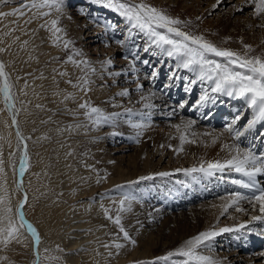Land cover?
I'll return each instance as SVG.
<instances>
[{
	"label": "bare ground",
	"instance_id": "6f19581e",
	"mask_svg": "<svg viewBox=\"0 0 264 264\" xmlns=\"http://www.w3.org/2000/svg\"><path fill=\"white\" fill-rule=\"evenodd\" d=\"M25 1L28 0H9L8 3L0 5V12H11L13 9L21 8V3ZM35 1L37 4H40L42 2V0ZM66 2L64 1V5L66 4ZM80 3L84 5H80ZM78 4L77 9H82V11L80 12H83L85 10L88 11L90 9L92 11L98 10L101 14H106V16H109L108 12L111 13V11H108V8L105 10V8H100L99 6H97V4L91 3L89 1H80L78 2ZM248 5L249 4L246 0H242L240 1L238 8L240 9ZM89 6H91V8ZM62 7L57 11L55 7H50L49 9L51 11L49 13L44 11V9H42L43 7H33V10L23 8L21 10L25 13L24 16H26L23 21H21V24L23 25L18 23L21 17L19 13L0 17L1 24L5 26V28H2L0 32V48L5 49V51L0 52V62H3V64L5 65L4 70L8 76L9 83L11 84L10 91L12 94V108L9 109L11 112V116H8V114L2 112L3 105H1L0 102V152H2L3 155V171H0V196L5 197V203L13 209L10 215L13 216L14 221L17 223V225L19 224V220L15 214V208L19 205L20 201H22V197L20 198L19 191L23 190L25 193L31 192L30 188H26V186L24 185V182L26 181V173H37V166L39 167L41 165V161H39V159H37V156H35V148L33 147L34 149H32V142L36 139L35 137H37L36 134H38V132L36 131L37 133H34V129L30 130V127L33 128L34 119L32 117V119L29 120L28 114L31 107L30 101L32 100L31 94L34 93L33 91L39 92V98L41 99L42 103V107L39 110V120L42 119L44 120V122L53 121V126L55 125V127L57 123L64 122V120H69V122H71L70 124L60 123V127L58 128L57 125L56 130L58 131L59 129V132L56 134H53L52 132V138L57 136L61 144L59 148L57 147L58 152L56 153L58 159V172H56L55 174L47 175L49 178L48 181L51 185L56 186L55 182H59L57 187L59 193L58 195L60 196V199L67 200L69 204L64 205V203L54 200L49 204L41 203L34 207L32 211H29V207L32 204V198H30V201L27 205L25 219L36 228L39 236L43 238V242H45V244L43 245L40 241L38 250H43L46 245L48 246L52 243L60 244L64 241H67L68 243L64 244L63 248L65 250L68 246L70 249L63 253L64 259L68 264H125L128 262L125 260L128 257L132 262L144 259L152 255L153 248L157 246L164 247L169 244H173L182 248L189 238L196 236L200 232L215 231L218 234L212 238L211 242L216 239H224L226 241V236L232 234L239 226H246V224H249L248 226H246L249 227L251 224H254L256 222L260 223L261 219H252V217L254 216H264V214L260 213L258 210L259 205L257 204L256 208L253 209L252 204H250L248 201L242 200L238 205L229 207L231 210H227V214L229 216L227 223L225 221H221L216 228H213L211 223L214 221V219H217L216 215L219 213H224L225 205L229 204L230 202V196L228 195L221 197V199H218L213 205V211H210V213L208 214L205 212V209H203L202 207L199 208L198 212H200V215L203 219L205 218L203 225L187 222V226L188 224H192L189 227L190 229H180L178 235L170 240L162 238L161 234H159L158 236H152V234L148 232L149 230L146 231L144 229L143 224L151 222L150 220L155 218V216L158 214L148 212L150 213V215L148 214V218L145 219L143 218L145 215L142 211L137 212V210L144 208L145 206L143 205H145L146 203V205H148V202L144 203L143 200L145 199L140 196L139 191L145 192L143 193V195L148 197L149 194L151 192H154L153 190H155V188L150 187H152L153 184H156L159 179H163V181L165 180L164 177L166 175L164 176L160 174L169 172L167 170L159 171V168L163 166V162L167 165L170 163L169 166H171L172 162H175V160H177L175 157H177V154H179L180 152L181 156L185 157L186 164L182 165L181 167H175L173 165L171 167L172 169L170 170L172 171L171 175L175 177L178 176L177 178H184L187 175L193 174V172L184 171L185 169H191L194 167L199 168L202 164L207 167V162L209 161H223L229 158L230 154H235L237 146H239L240 149H246L247 147L243 145H248L250 146L249 148L252 149L256 147L257 152L264 151V135H262V133H264V121H257L252 129L245 130L247 122L254 118L255 110L249 108L243 98L229 97L224 93H214L216 94L214 97L209 96L208 98H206L207 95L204 94L205 91L203 86L199 85L200 88H203L200 96H203L204 100H201L202 103L200 102V104L198 105L199 111L197 115L202 114V111H204L205 109L207 110L210 108H214L212 111H209L207 115H213L212 117L215 118L218 114H220L218 113L220 111L221 113L225 112L226 116L232 114L231 118L233 119L228 121L232 123V121L237 116L240 117L241 114L240 119L236 122L240 126L241 121L247 119L245 126L241 128L239 126H237L236 128L235 126H233V132L231 133L225 131V129H219L216 130L212 135L208 136L207 133L212 129L203 131L200 129L197 132L195 128H192L194 126L192 124L187 128V133L189 136H193L195 142H185L183 143V145H181L180 142L181 134L179 135L178 132H176V137L167 138H163V133L159 131L151 133L147 132V134H145L144 136V139L142 137L137 138L135 134L136 139H133V141L136 143L133 142L134 144L132 145L130 144L131 141H129V144H126L127 142H124L120 147V150L126 152L132 151L131 154L126 155L125 165L123 166L111 164V158L107 153L104 152V144L106 142L112 143V141H116L115 139H117L118 137L120 138L119 135L122 136V134H119L117 130L111 128V126L113 124H116L120 127L125 124L124 122H117L116 118L114 117L106 123L101 122L97 125L94 124L93 121L85 119L82 120V118H79L78 116L72 118V116L62 117L56 116V114H54L55 111H57L56 109H60V112H63V114L70 111L68 108L63 106L62 104L64 103H61V101L59 100L60 98H62L61 92H58L56 94L50 93L51 91L56 89L57 84H59L60 82V80H57V78L62 79L63 76H61V74L60 76H57L59 70H56L57 65L53 63V61L56 59L54 58L53 53L54 48H49V45L55 42L54 40H56L58 36H61L62 38H60V41L63 40L61 41V43L64 42L65 38H67L69 42H71L74 38L76 39L75 43L79 44L84 49V47L86 48L85 44L87 42L90 43L93 35H96L95 32L94 34L90 33L92 29H87L89 24L87 25L82 17H77L78 15H71L67 12V10H69L68 8L65 9ZM28 11L31 12L28 13ZM209 12L210 10H207V13ZM42 13L48 14L42 15ZM79 15L86 16V14L83 13H79ZM45 16L51 19L50 23L52 20H57V28L60 29L59 32H56L55 30L52 32H48L43 28L46 24L45 21L42 20V18ZM118 16L121 18V25L127 22L126 18L121 17L119 14ZM30 19L31 22L26 23V21H29ZM242 22L244 23V21ZM50 23H48V26ZM243 23L241 24L243 25ZM8 29H11L9 33L7 32ZM135 32L140 33L138 29H134V33ZM86 51L89 50L86 49ZM111 56H113V54ZM85 59L87 60L88 64L85 65L86 67L84 68L83 75L85 76V79L87 81H90V83L98 78L103 77L104 74L107 77H113L114 73L122 72L123 70L127 69V67L129 69V72H131V64H128L126 66L125 63H122L123 66L121 68L109 72L107 71V62H103V60L100 61L96 57L89 55V53L86 55ZM109 73H112V75H110ZM139 74L137 71L136 73H132L133 77H130V75H115L113 79L108 80L109 82H112L113 87H117V89L111 91L110 96H103L106 94L105 90H102L98 94L94 95L93 98L96 99V107L100 108L103 111L104 115L113 113H126V109H131V114L150 113V115H147L150 119L152 115L151 113H154V111H156L155 113L157 115L163 116L164 113L163 111H161L158 105H161V107L163 106L165 108L168 107L167 104L165 106L161 103V100H164L165 97H161L159 100L157 94L154 91H152L150 88L147 89L148 87L145 88L143 84L144 82H147V80L143 77V74ZM193 75L196 76V82L194 83V86L199 87L198 83L201 80H197V74L193 73ZM132 79L136 80V85L133 87L134 89L137 88V84H141V82L143 83L141 84L143 85V88H145L142 89L143 92H138V95H135L133 98H131L130 96H124L129 101H127V105L121 104L119 103V101L115 102L114 100L116 99H112L114 97V94L117 95V93L123 91L124 89L131 88V86L124 88L118 87L115 82L118 83L120 81L123 84H128V81ZM203 81L206 82L205 86H209L210 92L213 93L211 91V88L214 85H212L209 81ZM2 82L3 78L0 80V83ZM176 84L177 82L174 83V85ZM192 84L193 83H191V85ZM190 86L188 87L189 89ZM15 97L18 101L17 104L19 103V101H21L22 103L21 115H17L16 117L17 125L15 126V129L16 131L19 130L21 135L25 138L23 142L18 141L17 133L15 132L14 126L12 124L13 114L15 113V111L19 112L17 104L15 102ZM142 97L144 99H142ZM120 98L121 96L117 95V100H120ZM131 102H137L139 103V105L137 107H133ZM237 103L241 104L239 110H237V108H235L234 106V104ZM146 105H154V107H146ZM246 106L247 109L245 108ZM157 108H159L160 110H157ZM24 114L25 116H23ZM212 117L211 120H209L210 123H208V125L212 124ZM223 117H225V115ZM204 120L205 118L202 120L199 118V122L203 123ZM189 121L193 120L179 117L177 122H161L163 125H167V127H170L169 125L172 126L173 124L181 125L179 131L184 133L185 125H188ZM21 124L24 129L22 128ZM227 125L229 124L227 123ZM227 125H225V128ZM204 128H206V126ZM49 130L51 129L49 128ZM236 131L242 133V135H240L238 139L234 138ZM139 135H141V133H139ZM130 136L133 137L134 135H129V137ZM59 138H61V140ZM124 138L127 139V137ZM18 143L20 145L19 148L17 147ZM84 143H88V146L90 148L85 156L83 154L78 155L77 151H73L72 153L68 154L69 156L67 158H65V155L67 154V152L63 150L65 144H68V146L79 147L83 146ZM24 144L27 145V166L22 178V187H18L17 182L20 179V176L19 178L17 177V174L19 173V159L21 153L24 154ZM169 145H171L172 147L170 148ZM167 148L169 149L167 150ZM174 149L182 150L176 151ZM10 153H12L13 155L10 156ZM30 153H32V165L29 171L28 163H30V160H28V157ZM72 158L74 159V161L77 160L79 164L83 163L82 167L74 169L72 167L74 165V161ZM95 159L98 161V164H103L105 169L104 171H98V164L93 163L96 161ZM153 159H156V161H153ZM161 159L162 161L159 162ZM198 172L199 171L194 173L198 174ZM200 173H203L202 175H204V177L205 174H207L204 172ZM141 177H144L145 179H140ZM14 179H16V182H14ZM256 179L258 183L262 187H264V174H258ZM100 183H103L104 189H100ZM145 189L148 191L146 192ZM119 190L125 192L127 194V198L123 197L121 201L123 202V204L120 202L121 207L118 208L117 212L121 213L124 218L135 216V218H133L132 220L134 221V224L130 225V228H127V226H124V228L129 234L137 232L138 237L143 239L136 249L129 252L127 242L123 241L122 239H120L119 241L108 240V238L104 236L105 233L101 230V223L96 222L97 220L92 218L95 213L100 211V208L102 206H106L112 201V199L106 197L103 200L99 201L100 198L104 196H112ZM232 190V192L240 191L244 194H250L249 190L241 189L238 185L235 184H233ZM94 198H98V201H96L95 205H92L88 201H93ZM137 198H139V201H136ZM175 204L178 203L172 202L171 206L173 207V205ZM69 205L72 206L70 207ZM0 207H3V205H0ZM237 207L244 209V211H237ZM123 217L121 219H123ZM262 219L264 221V218ZM127 222L130 221L127 220ZM190 222L195 221L191 220ZM169 223L170 222H168V220H165L163 222V225L167 226ZM132 227L134 229H132ZM176 227L181 226L177 225ZM24 228L25 230L21 228L19 229L17 238L28 251H31V248L34 244V239L28 232L26 225ZM224 228H228L231 230L221 232L220 229ZM68 229L73 235V237L71 236L72 238L63 236L62 232H66V230ZM76 229H80L82 231L77 232L79 230L76 231ZM176 237L177 241L173 242ZM259 239L260 236L255 235V237L252 238V244H257V242H259ZM116 244H123L124 246L121 248H117L115 246ZM105 245H108V247H105ZM206 248L200 246L196 248L195 251L199 255L211 257L212 260L216 262V264H234L235 262H240V260L244 259L241 256L237 257V254L234 252L235 250L232 248L229 249L230 251L227 252L228 254H220L214 252L210 253L207 250H203ZM90 249L92 250V252L90 251ZM263 250L264 249H260V251ZM261 256L262 254L246 258L248 260L244 259V261H246L247 264H264L263 259V262L255 261L259 260ZM187 259L188 258L186 257V260ZM175 261L178 260L176 259ZM191 262L192 264H201V262L195 260Z\"/></svg>",
	"mask_w": 264,
	"mask_h": 264
},
{
	"label": "rangeland",
	"instance_id": "374dc122",
	"mask_svg": "<svg viewBox=\"0 0 264 264\" xmlns=\"http://www.w3.org/2000/svg\"><path fill=\"white\" fill-rule=\"evenodd\" d=\"M64 1L65 2L67 1L65 5H64ZM80 1H89L91 3H95L100 8H105V10L108 8L105 4L97 3L96 0H61V5H63V7L62 6L61 7L65 9L68 8L70 11L67 10V12L70 13L71 15L74 16L78 15L77 17H82L83 20L87 23V25L89 24L87 29L88 30L92 29L90 33L94 34L95 32L97 36L93 35L92 39L90 40V43L87 42L85 44L86 48L84 47V49L79 44L75 43L76 39L74 38L72 39L71 42H69L68 39L65 38L64 42L61 43V41H63V40L60 41V38H62L61 36H58L56 40H54L55 42L49 45V48L50 47L54 48L53 53H54V58L56 59L53 61V63L57 65L56 70L57 71L59 70L57 76H60V74L61 76H63L62 79L57 78V80H60V82L59 84H57L56 89L51 91L50 93L56 94L58 92H61L62 98H60L59 100L61 101V103H64L62 105L68 108L70 111L68 113L63 114V112H60V109H56L57 111H55L54 114H56V116H62V117L72 116V118L78 116L79 118H82V120L85 119V120L94 121L95 114H92L91 119L89 118V116L85 115L86 112H90L91 107H96V99L93 98V96L98 94L102 90H105L106 92V94L103 95L104 97L110 96V92L116 90L117 87L114 88L113 83L108 81L114 78L115 76L114 74L113 77L111 76L107 77L104 74L103 77L94 80L92 83H87V84L81 83L82 81H86L85 76L83 75L84 68L86 67L85 65L88 64L87 60L85 59L86 55L89 53V55L96 57L100 61L103 60V62H107L106 60H109L110 58L112 64L110 67L108 65L107 71L112 72L115 69L121 68L123 66L122 63H125L126 66L128 64L129 65L131 64L133 57L129 53L131 50H134L136 46H139L138 54L140 56L141 61L143 60L149 61V65H144L142 62H137L135 65V67L138 69V74L139 73L143 74V77L146 78L147 80V82H144V84L141 82V84H143L145 88L148 87L147 89L150 88L152 91H154L157 94L159 100L161 97H165L164 100H161V103L165 106L166 104L168 105L167 108L158 105V107H160L161 111H163L164 114L163 116L162 115L159 116L155 113L156 111H154V113H151L152 114L151 119L149 118V116H147L146 118V116L142 115V113L140 114L121 113L122 115L119 118H116L117 122L122 121L125 124H123L120 127L119 125L113 124L112 125L113 127L111 126V128L117 130V132L119 134H122V136L119 135L120 138L118 137L117 138L118 140L115 139L116 141L114 142L112 141V143L106 142L104 144V148H105L104 152L107 153L111 158V164L123 165V166L125 165L126 155L131 154L132 151L126 152L120 150V147L124 142H127L126 144H129V141H131L130 144L132 145L136 143L133 141V139H136L135 134L137 138L142 137L144 139V136L145 134H147V132L151 133V132L159 131L163 133V138L176 137L177 136L176 132H178L179 135L183 133L181 131H178L176 128H174L175 127L174 124L172 126L169 125L170 127H167V125H163L161 121H168L170 123L177 122L179 117H184L185 119H191L195 122L192 128H195L197 132L200 129L202 131L212 129L210 132L207 133L208 136L212 135L216 130L225 129V125H227V123L231 124L228 121L233 119L231 118L232 114L231 115L228 114L229 116L225 115V117H223V122H224L223 125L220 124L208 125L207 121L203 123L199 122V118L202 120L205 117L203 113H202L203 115L202 114L197 115L199 111L198 105L200 104V102L202 103L201 97L203 96H200L202 89L204 88L205 91L204 94L207 95L206 98H208L209 96L214 97L216 95L210 92L209 86H205L206 82L202 80L199 81L198 86L202 85L203 88H200V86L195 87L194 83L191 85L192 81L194 80L196 81V76L193 75V72L184 68L177 69L176 61L173 58H169L163 55H155L153 54V52L156 51L155 49H152L149 52H144L143 49L147 43L146 37L142 33H137V32L134 33V30L129 31L131 25L128 24L127 22L121 25L122 21L121 18L118 16L119 13H117L114 9L108 8V11H111V13L108 12L109 16H106V14H101L100 11L98 10L92 11L89 9L88 11L85 10L83 12H80L82 11V9L81 8L77 9V6L79 5L78 2ZM240 1L242 0H222L219 6L214 8L213 6L217 4V0H142L143 3L156 7L157 9L163 11L169 17L174 19H179L180 21L184 22L183 24L180 25L183 31L195 35H202L207 41H210L211 43L217 45L220 48H228L237 53H240L241 55L245 53H248L251 56L264 55V27L258 26L264 24V13L260 14V16L255 15V4L250 3L249 0H246L249 5L246 7H242L243 8L242 11H238L239 9L238 6L240 4ZM25 2L27 3L30 2L29 4H31V2L33 1L28 0ZM120 2H125V0H120ZM134 2L140 3L141 0H134ZM81 4L82 3H80V5ZM89 7L91 8V6ZM49 8L50 7H43L42 9H44V11L49 13L51 11ZM27 9L33 10V7H28ZM207 10H210V12L207 13ZM29 12L31 11H28V13ZM79 13L86 14V16L79 15ZM25 17L26 16L22 15L20 17L19 22L18 21L17 22L21 24V21H23ZM46 17L47 16L42 18V20H44L46 24L43 28L48 32L49 31L52 32L55 29L52 27L50 23L51 19L49 17L47 18ZM198 17L199 19H197ZM242 21H244L245 24ZM48 23H50L49 26ZM241 23H243V25ZM2 28H5V26L1 24V20H0V32ZM55 28H57V24ZM10 31L11 29H8L7 32L9 33ZM120 40H124L125 45L122 46L121 44H119L118 41ZM244 45H250L252 51L249 53L248 50L244 48ZM86 49L89 50L90 52L86 51ZM112 54L113 56H111ZM69 57H71V59H69ZM154 69L158 70V75L155 79H152L151 72ZM173 73H175L174 76ZM127 75L133 77L131 72H129ZM69 81H71V83H69ZM103 81H105L106 83ZM128 82H129L128 84H123L122 82L119 81L118 83L115 82V84L118 85V87H122V88L131 86L130 88L131 91L130 94L128 95L131 98H133L135 95H138V92H143V90L141 89L139 90L137 88L135 89L133 88L136 85V80L132 79ZM175 82H177L176 84L177 87L176 85H174ZM189 86L190 89L188 88ZM82 88L90 89V91L82 90ZM33 92L34 93L31 94V99H32L30 101L31 107L29 109L28 114H29V120H31L32 117L34 119L33 128L30 127V130L34 129V133L36 131L38 132V134H36L37 137H35L36 139L34 138L35 140L32 142L33 144L32 149L35 148L34 149L35 156H37V159L41 161V165L39 167L37 166V170H36L37 173L31 171L32 172L31 174L27 172L28 174L26 173L25 176L26 181L24 182V185L26 186V188L29 187L31 190V192H29L30 194L26 192L28 199L23 209L25 215L30 198H32V204L29 207V211L30 210L32 211L34 207H36L41 203L49 204L54 200H56L57 202L64 203V205L69 204L67 200L60 199V196L58 195L59 193L57 187L59 182L57 181L55 182L56 186L51 185L48 181L49 178L47 175L55 174L56 172H58L57 171L58 159L56 153L58 152V148L60 147L61 144L58 140V137L57 136L53 137L54 138L53 139L52 135L59 132V129L58 131H56L57 125L59 128L60 127L59 125H61L60 123L70 124L71 122H69V120H64V122L57 123L55 127V125L53 126V121H49V122L47 121L48 122L47 123L44 122V120L42 119L39 120L40 118L39 110L42 107V103H41V99L39 98V94H38L39 92H35V91ZM113 96L116 99L114 100L115 102L119 101V103L124 105H127V103L129 102L127 98L124 96H121L120 100H117V95L114 94ZM85 101L88 102L90 107L86 109L79 108L78 105L84 103ZM0 102L1 105H3L2 112L8 114V116H11V112L8 106L4 102L2 93H0ZM15 102L16 104L18 102L16 97H15ZM131 104L133 107L135 106L137 107L139 105V103L137 102H133V103L131 102ZM181 104L184 105L183 108L180 107ZM21 106L22 103L21 101H19V103L17 104L19 112L15 111V113L13 114L16 117L17 115H21ZM234 106L235 108H240L241 104L237 103L234 104ZM245 108L247 109V106ZM160 109L157 108V110ZM173 109H175V114L173 116L169 117L168 115H166ZM180 109H183L185 111ZM213 109L214 108H210L207 110L205 109L204 112L208 114V112L212 111ZM23 116H25V114ZM217 117L218 115L215 118ZM246 122L247 119L241 121L240 126L237 122L233 126H235V128L237 126L241 128L245 126ZM135 124H142L145 126L138 129L136 127H133V125ZM49 125L52 127H50ZM123 126L126 127L124 128ZM205 126L206 128L207 127L208 128L207 129L204 128ZM22 128L24 129L23 126ZM49 128L51 130H49ZM135 132L141 133V135H137L138 133ZM129 135H134V136L133 137L130 136L132 138L131 139ZM207 135H202V136H207ZM124 137H127V139H125ZM59 139L61 140V138ZM185 139H186L185 140L186 143L188 142V140L194 141L193 136H189L188 133L186 134ZM168 149L169 148H167V150ZM63 150L67 152V154L65 155V158H67L69 156L68 154L72 153L73 151H77L78 155L83 154L85 156L87 151L90 150V148L88 146V143H84L83 146H79V147L68 146V144H65ZM2 157L3 155L0 156V158ZM175 158L177 160H175V162H172L171 166H169L170 163L167 165L164 162L162 164L163 166L161 167L159 166L160 167L159 171L167 170L169 173H167L166 176L164 175L165 176L164 181L163 179H159L156 182V184L153 185L151 184L152 187L150 188H155V190H153L154 192H151L149 196L147 195L148 197H146L143 195V193L145 192L138 190L140 196L145 199L143 200L144 203L148 202V205H146L147 204L146 203L145 205H143L145 207L137 210V212L142 211L143 214L145 215L143 218L145 219L148 218L150 213L158 214L155 216V218L150 220L151 222L143 224L144 229L146 231L149 230L148 232L152 234V236H158L159 234H161V237L166 240H170L175 236H177L179 230L182 228H183L182 230L185 229L189 230L190 229L189 227L192 224L191 225L188 224L187 226L186 225L187 222L203 225L205 218L203 219L202 216L200 215V212H198L199 208L202 207L203 209H205V212L207 214L210 213V211H213V205L214 203H216L218 199H221V197L223 196H228L229 194L227 193H232L231 186H233V183L231 181L233 179L241 178L239 174L234 172L230 174L225 173L223 174V177L222 174L220 173H217L215 175H208V176L207 174H205L204 177V175H202L203 173L201 174L200 172H198V174H195L193 172V174L187 175L184 178L181 177L177 178L178 176L175 177L171 175L172 174V171L170 170L172 169L171 167L173 165L175 167H181L186 163H185V157L181 156L180 152L179 154H177V157ZM156 159L155 160L153 159V161H156ZM28 160H30V163H28V170L30 171L32 165V153L29 154ZM161 161L162 159L159 162ZM73 163L74 165L72 167L74 169L78 167H82L83 165V163L79 164L77 160L74 161ZM93 163L98 164V161L96 160ZM98 169H99L98 171L100 172L105 170L102 163L98 164ZM14 182H16V179H14ZM99 187L100 189H104L103 183H100ZM147 191L148 190H146V192ZM19 195L21 198L23 196V193L19 191ZM126 196L127 194L125 192L119 190L117 191V193H115L112 196H104L100 198L99 201L103 200L105 197L112 199V201L106 206H102L100 208V211L95 213V215L92 218L96 219L97 220L96 222L101 223L102 225L101 230L102 232L105 233L104 236L107 237L108 240L119 241L120 239H122L123 241L127 242L129 248L128 252H129L136 249L143 239L138 237L137 232H133L131 234L128 233L131 239H125L123 237V232L121 231V228H123L124 230H125L124 226L130 228V225L134 224V221L132 220L133 218H135V216L130 218H124L121 213L117 212L118 208L121 207L120 202L122 201L123 197L127 198ZM138 199L139 198H137L136 201H139ZM96 201H98V198H94L93 201H88V202H90V204L92 205H95ZM172 202L178 204H175L172 207L171 206ZM69 206L71 207L72 205ZM228 210L231 209L228 208ZM117 216H119L120 219L123 217V219H121L120 225H117L115 223ZM216 216L217 219H214V221L211 223L213 228H216L221 221H225L226 223L228 222L229 216L227 212L219 213ZM127 220L130 222H127ZM165 220H168V222H170L167 226L163 225V222ZM191 220H194L195 222H190ZM177 225L181 227H176ZM248 225L249 224H246V226ZM246 226L241 225L238 228H236L232 234L226 236L227 237L226 241L224 239H223L224 241L220 239H216L210 242L211 244L210 247L208 248L205 247L206 249L203 250H207L210 253L214 252L220 254L229 252L230 251L229 249L232 248L234 245L241 244L244 242L241 237V235L244 234V232L246 233V231L248 232L253 229H255V231L259 230L257 222L251 224L249 226L250 228ZM24 227L21 229L25 230ZM134 228L132 227V229ZM76 231L81 232L82 230L76 229ZM62 233L63 236L67 238L73 237L69 229L66 230V232L63 231ZM234 236L236 237V239ZM245 237L246 235H244V238ZM131 240H135L136 243L133 244ZM234 240H236L237 244L234 242ZM40 241L42 242L43 245L45 244V242H43L44 239L41 237H40ZM175 241H177V237L174 239L173 242ZM233 242L235 244H233ZM67 243H68L67 241H64L63 243L60 244L52 243L48 246L46 245L45 246L46 248L44 247L43 250H37L33 244L31 251H28L24 247V245L21 244L18 238L12 240L10 243L7 244V246H5L3 243H0V257H7L6 260H0V264H33V261L37 260V258L39 264H68L67 261L64 259V253H63L70 249L66 245L67 248L64 250L63 245ZM228 244H230L231 246ZM180 248L181 247L173 244H169L164 247L157 246L153 248L152 255L144 259H140L132 262L128 257L125 259L126 261H128L125 264H146V262H154V264H185L186 257L178 256V255H173L164 260L157 259L158 257L167 256L169 252L175 253ZM232 249L235 250L234 252L237 254V257L241 256L245 260H248L246 258H250L261 254L262 256L260 257V259L255 261L263 262L264 260V250L260 251L259 248L257 250L255 249L242 250V249H238V246H234ZM37 251H38V257H37ZM90 251L92 252L91 249ZM176 259L178 261H175ZM244 259L240 260V262H235L234 264H247L246 261H244ZM190 264H192V262H190Z\"/></svg>",
	"mask_w": 264,
	"mask_h": 264
},
{
	"label": "snow or ice",
	"instance_id": "6c2138e0",
	"mask_svg": "<svg viewBox=\"0 0 264 264\" xmlns=\"http://www.w3.org/2000/svg\"><path fill=\"white\" fill-rule=\"evenodd\" d=\"M9 0H0V5L8 3ZM99 4H105L108 8L114 9L120 16L126 18L127 22L131 25L129 31L138 29L147 40V43L143 49L144 52H149L152 49L156 51L153 52L155 55H163L169 58H173L176 61L177 69L184 68L188 69L194 74H197V80H206L214 85L211 88L213 93H224L229 97L243 98L247 106L255 110V116L253 119L247 122L245 130L252 129L257 121H264V55L251 56L248 53L241 55L228 48H220L217 45L207 41L202 35H195L189 32L183 31L180 27L184 22L179 19H174L166 15L163 11L143 3H135L134 0H125V2H120V0H96ZM222 0H217V4L213 7H218ZM250 3L255 4V15L260 16L264 13V0H249ZM61 0H42L40 4L35 3V0L31 4L27 2L21 3V8L13 9L11 12H0V17H4L10 14L19 13L21 16L25 13L21 10L28 7H55L56 10L61 8ZM238 11H242L238 9ZM48 13H42V15H47ZM199 19V17L197 18ZM26 21V23H30ZM57 20H52L51 25L56 32L60 29L55 28ZM44 26V25H42ZM259 27H264V24L258 25ZM122 46L125 45L124 40L118 41ZM244 48L250 53L252 48L250 45H244ZM5 51V49L0 48V52ZM139 46H136L134 50L130 51V55L133 57L131 61V72L136 73L138 69L135 67L137 62H142L144 65H149L148 60L141 61L138 54ZM220 58V59H216ZM71 59V57H69ZM107 64L111 66L112 61L109 58ZM5 65L0 62V78H3V82L0 83V93L3 94L4 102L9 109L12 108V94H11V84L7 74L5 73ZM129 69H125L122 72L114 73V75H127ZM112 75V73H109ZM158 75V70L154 69L151 72V78L155 79ZM175 73H173V76ZM138 78V77H137ZM171 78V77H170ZM192 81L191 83H195ZM71 83V81H69ZM82 84L90 83V81H82ZM79 86V85H78ZM137 89H143V85L137 84ZM82 90H88L82 88ZM130 89H124L123 91L117 93L120 96H128L130 94ZM112 99H115L113 97ZM142 99H144L142 97ZM204 100V97H201ZM199 103V102H198ZM79 108L86 109L89 108L87 101L78 105ZM146 107H154V105H146ZM181 108L184 107L183 104L180 105ZM126 113L131 114V109H126ZM92 114H95L94 124H100L101 122H108L109 120L119 118L121 113H113L109 115H104L103 111L98 107H91L90 112H86L85 115L89 116L91 119ZM175 114V109L170 111L167 115L169 117ZM142 115H150V113H144ZM240 117L237 116L231 124L227 125L225 131L233 132V125L239 120ZM194 121H189L188 125H185V132L180 135L181 145L185 143V137L187 134V128L194 124ZM12 124L17 125L16 116H12ZM145 125L135 124L133 127L142 128ZM176 129L179 131L181 125H175ZM139 135V133L137 134ZM242 135L241 132L236 131V139ZM264 135V133H262ZM18 141L23 142L24 137L21 135L19 130H17ZM195 142V141H188ZM19 143L17 147L19 148ZM171 148L172 146L169 145ZM27 145L24 144V154L20 157L19 164V176L20 179L17 182L18 187H22V178L26 170L27 161ZM180 151L182 149H174ZM13 155L12 153L9 154ZM2 156V152H0ZM3 160L0 158V171L2 168ZM186 172H204L208 175H215L217 173H237L240 174L242 178L233 179L231 182L238 185L241 189L249 190L250 194H244L240 191H235L229 194L230 202L225 205L224 211L227 212L228 208L233 205H238L240 201H248L252 204L253 209L259 205V212L264 214V187H262L256 177L258 174H264V151L256 152L252 148L240 149L239 146L236 147L235 154H230V157L221 161H209L207 162V167L203 164L199 168L185 169ZM160 175H167V173H161ZM140 179H145L141 177ZM121 187V186H117ZM27 193L24 194V199L20 201L19 205L15 208V214L18 217L19 224L14 221L13 216L10 215L13 209L5 203V197L0 196V243L7 246L12 240L17 238L19 234V229L23 228L25 225L28 232L34 239V247L38 250V245L40 243V236L36 228L25 219L24 205L27 203ZM123 204V202H121ZM237 211H244V209L237 207ZM111 218V217H109ZM264 218V216H254L252 219L259 220ZM115 223L117 225L121 224V219L117 216ZM231 229L224 228L220 229L221 232L230 231ZM123 232V237L125 239H131L128 232L121 228ZM218 233L215 231H204L198 233L196 236L189 238L184 246L180 248L177 252H169L165 257H158V260H164L173 255L187 257L185 264H190L191 261H199L201 264H216L211 257L199 255L195 249L203 246L210 247V242L213 237ZM133 244L136 243L135 240H131ZM117 248H121L123 244H116ZM108 247V245H105ZM38 257V251H37ZM7 257H0V260H6ZM33 264H39L38 258L33 261ZM146 264H154V262H146Z\"/></svg>",
	"mask_w": 264,
	"mask_h": 264
},
{
	"label": "water",
	"instance_id": "95a60500",
	"mask_svg": "<svg viewBox=\"0 0 264 264\" xmlns=\"http://www.w3.org/2000/svg\"><path fill=\"white\" fill-rule=\"evenodd\" d=\"M2 79V78H1ZM14 126V129L16 128L15 126L16 125H13ZM15 132L17 133L16 129H15ZM23 155V153H21L20 157ZM20 160V159H19ZM17 177L19 178V173L17 174ZM23 193V196H22V200L24 199V191L22 190L21 191Z\"/></svg>",
	"mask_w": 264,
	"mask_h": 264
}]
</instances>
